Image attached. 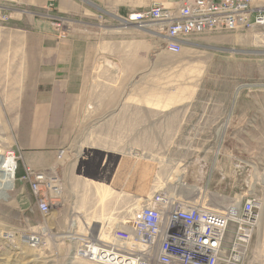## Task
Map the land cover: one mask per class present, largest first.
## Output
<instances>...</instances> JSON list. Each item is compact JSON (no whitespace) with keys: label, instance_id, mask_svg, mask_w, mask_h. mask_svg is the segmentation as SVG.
I'll use <instances>...</instances> for the list:
<instances>
[{"label":"rangeland","instance_id":"rangeland-1","mask_svg":"<svg viewBox=\"0 0 264 264\" xmlns=\"http://www.w3.org/2000/svg\"><path fill=\"white\" fill-rule=\"evenodd\" d=\"M43 7L0 4V22L10 23L18 11L50 23ZM150 29L146 71L128 78L94 61L82 92L92 102L79 106L77 118L58 121L56 161L36 166L23 150L30 121L17 119L8 80L10 66L31 63V56L11 52L13 34L0 28V50H10L0 52V157L14 152L18 165L9 198H0V264H92L76 255L88 225L95 233L101 225L122 227L162 190L214 210L255 200L258 217L244 264H264V37L203 34L173 54ZM97 99L114 103L98 115ZM120 112L129 116L116 118ZM55 165L63 196L43 214L26 178ZM234 229L232 223L228 239ZM34 235L41 237L37 246L30 243Z\"/></svg>","mask_w":264,"mask_h":264},{"label":"built area","instance_id":"built-area-1","mask_svg":"<svg viewBox=\"0 0 264 264\" xmlns=\"http://www.w3.org/2000/svg\"><path fill=\"white\" fill-rule=\"evenodd\" d=\"M43 9L50 24L65 37L69 18L57 14L53 2ZM0 15L4 14L0 12ZM125 22L149 28L153 24L156 34L163 38L164 49L179 54L190 38L203 34L260 31L258 34L264 37V3L260 0H184L178 7L154 4L144 12L125 18ZM64 154L65 150L60 151L59 159ZM7 155L15 160L17 171L15 153L9 151ZM26 179L39 210L43 214L51 213L63 196L64 184L57 166L31 172ZM170 193L162 190L153 194L142 205L137 218L127 220L122 227H114L113 243L101 238L102 225L97 233L88 225L78 254L94 263L107 264H119L111 255L119 256L121 264H244V251L251 242L258 217L255 200L248 199L236 211L214 210ZM232 223L235 229L228 239ZM30 240L37 246L41 237L34 235ZM94 242L99 246L97 249H91Z\"/></svg>","mask_w":264,"mask_h":264},{"label":"crops","instance_id":"crops-1","mask_svg":"<svg viewBox=\"0 0 264 264\" xmlns=\"http://www.w3.org/2000/svg\"><path fill=\"white\" fill-rule=\"evenodd\" d=\"M183 1L0 0V4L20 8H40L53 2L56 13L70 20L65 37L50 23L43 24L18 11L10 23L0 22L1 29L13 34L11 52L31 56V63H13L8 75L9 98L17 104V119L30 121L23 150L31 165L46 166L56 161L58 150L53 145L58 137L54 130L59 126L58 121L77 118L79 106L83 109L86 103L92 102L83 97L82 92L94 61L99 60L106 64L104 68L128 78L146 71L152 53L149 36L153 31L149 27H139L135 22L127 23L125 18L144 12L154 4L178 7ZM260 2L264 3V0ZM30 22L35 23L31 30L26 29ZM128 39L135 44L120 46ZM25 41L27 47H24ZM0 52L8 55L10 50L6 47ZM93 102L101 105L98 115L104 114L105 107L114 103L99 99ZM124 114L116 118L129 116L123 117Z\"/></svg>","mask_w":264,"mask_h":264},{"label":"bare ground","instance_id":"bare-ground-1","mask_svg":"<svg viewBox=\"0 0 264 264\" xmlns=\"http://www.w3.org/2000/svg\"><path fill=\"white\" fill-rule=\"evenodd\" d=\"M150 27H155L153 24L150 26ZM9 156V155H7ZM10 157V156H9ZM0 157V198L3 199V200H6L8 199V193L6 191V188L9 186V185H12L13 184V178H14V174H15V168H16V163H15V160L12 158V157ZM176 180H179V178H177ZM143 207V206H142ZM239 204H237L233 209L231 210H235L237 208H239ZM141 210V209H140ZM139 210V211H140ZM137 214H139L137 212ZM136 214V215H137ZM135 215V217L132 219V221L137 218ZM114 227L111 226V225H107L106 227L103 228V230L101 231V238L105 241V242H112V239H111V232H112V229ZM99 246L96 245V242H94V245H91V249H97ZM82 248V247H81ZM77 249L76 251V255L79 256V257H82L78 254V251L81 249ZM96 256H99V257H103L102 254H97ZM111 257H115L116 260H118L119 264L120 263V259L119 256L117 255H111ZM84 258V257H82ZM86 259V258H85ZM89 261V260H88ZM92 264H107V263H102V262H92L90 261Z\"/></svg>","mask_w":264,"mask_h":264},{"label":"water","instance_id":"water-1","mask_svg":"<svg viewBox=\"0 0 264 264\" xmlns=\"http://www.w3.org/2000/svg\"><path fill=\"white\" fill-rule=\"evenodd\" d=\"M108 60H111V59L108 58ZM111 61H112V60H111Z\"/></svg>","mask_w":264,"mask_h":264}]
</instances>
